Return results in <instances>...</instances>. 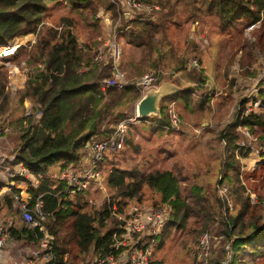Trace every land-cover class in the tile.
Wrapping results in <instances>:
<instances>
[{"label": "trees", "instance_id": "1", "mask_svg": "<svg viewBox=\"0 0 264 264\" xmlns=\"http://www.w3.org/2000/svg\"><path fill=\"white\" fill-rule=\"evenodd\" d=\"M139 1L155 4L157 9L145 12L125 7L128 16L125 18L121 15L116 27V40L121 47V67L128 66L125 67L124 77L132 79L133 83L117 87L103 83L112 76L107 46H102L106 40L104 41L101 21L104 12L116 17L115 5L110 0H0V45L16 37L35 34L34 42L25 53L27 64H31L33 68L23 86L12 97L7 88V70L0 66V128L5 123L18 126V135L15 138L17 151L7 163L10 166H23L26 176H15L13 180L24 183L30 207L39 199L42 210L47 213L41 225L46 234L51 236L48 251L52 255L53 264H74V261L109 252L115 256L117 264H128L123 251L129 246L114 247L112 233L119 235L122 231L120 226L123 220L118 215L127 217L126 212L131 204L146 209L163 206L166 210L165 220L157 235H142L137 241L146 245L151 239L155 240L151 256L162 241L165 228L173 224L181 226L185 218L194 213L193 207H197L202 215L201 218L195 216L200 219V225H203L195 240V247L200 234L205 230L209 232L204 227L211 221L210 207L201 205L204 199L202 196L195 197L192 202H188L187 197H181L172 171L163 169L141 172L135 170V167H119L113 157L109 159L116 152H120L122 156L125 153L122 146L129 143L126 131L122 146L104 154L97 164L101 179L110 190L109 197L103 198L99 207L93 210L84 209L91 200L90 195L101 190L66 192L67 183L57 179V173L61 170L85 166L88 144L92 140L106 139L111 135L114 125L122 117L118 107L134 96L135 80L148 71L155 76L153 86L158 85L157 77L161 75V78L173 84L174 90L159 99L157 115L146 116L142 120L148 126L158 129L159 134L164 131L166 134L177 132L195 135L191 130L192 126L183 129L182 123L191 121L189 115L197 117L195 111H200L202 105L208 104L209 97L205 95L194 107L191 104V95L197 93L196 91L203 94L202 87L210 85L209 78L201 67V59H195L197 68L191 64V60L184 65L180 51L167 35L168 24L175 20L174 5L167 0ZM179 1L187 5L186 17L192 23L213 19L219 29L226 31L234 24H241V29L252 26L248 30V35L253 36L252 40L244 37L247 41L239 45L241 55L238 67L240 72L242 70V76L254 77L257 74L260 69L255 61L257 51L264 50V44H260L264 34V0ZM58 2L66 4L65 15L55 20L50 19L54 24L46 23L43 18L50 15L48 4L54 6ZM255 23L258 25L255 26ZM77 26L88 29V36L91 38L78 41L74 30ZM194 32L200 34L198 30H193L189 31L190 36ZM210 32L206 36L208 40L212 36V31ZM196 37H199L197 41L189 39L193 42V49L199 52L206 47L205 53L211 54L212 41L209 45L207 39ZM97 46H102V57L94 60V55L98 52ZM21 48L19 45L15 53H19ZM90 50L93 51L92 56L89 55ZM245 54L249 56L247 61L243 59ZM213 57L214 54L209 61H213ZM261 83H264V79L260 80L259 84ZM258 96L262 106L264 88H259ZM24 100L38 105L32 106L39 112L36 119L32 118L31 113L25 114L22 105ZM244 101L243 98L239 99L241 106L234 112L232 120L216 134L224 143L225 157L220 165L222 176L227 177L229 184H237L242 202L238 214L231 215L226 200L218 197L221 211L216 214L214 221L220 243L216 252L218 259L214 262L210 260V235L206 264H218L225 259L224 264H260L264 258V197L254 195L251 198L248 192H244L238 174V158L245 156L252 144L255 147L253 140L250 147L239 145L240 138L246 139L239 128L247 130L249 135L253 134L252 128L262 123V119L252 113L243 114ZM169 107L177 115L176 128L170 121ZM16 111L18 112L14 115ZM140 125L141 122L138 126ZM197 126L200 131L196 138L211 125ZM261 153H264V149ZM106 161L110 166L104 174ZM217 184L218 191L224 184L220 181ZM144 188L153 191L158 197L151 202L143 200ZM226 189L229 191L228 187ZM8 191L10 192L0 196V222L4 223L5 217L11 214L13 222L6 228L9 237L30 244L31 248H37L43 232L37 227H28L19 220L17 211L12 206L11 194L18 193V189L11 187ZM188 191L197 194L194 186L189 187ZM177 218L179 221H176ZM15 220L17 222L14 223ZM70 244L75 253L70 251ZM27 258L36 261L30 254ZM149 264L157 262L150 258Z\"/></svg>", "mask_w": 264, "mask_h": 264}, {"label": "rangeland", "instance_id": "2", "mask_svg": "<svg viewBox=\"0 0 264 264\" xmlns=\"http://www.w3.org/2000/svg\"><path fill=\"white\" fill-rule=\"evenodd\" d=\"M151 1L154 2V0ZM167 1L172 3L176 9L175 20H171L172 23L168 24L167 35L172 44L180 51L181 57L184 59V65L190 60H195L196 58L201 59L202 64H204V61L206 60L209 66L206 69L202 66L201 67L205 73L208 69H211L214 79L213 81L209 79L210 85L206 84L202 87L204 92L203 94H200L199 91H196L197 93H192L191 104H193L194 107L195 104L199 103L205 95H208L209 102L207 105H202V108H199L200 111H195L194 114L197 113V117L194 118L192 115H189L188 118L191 121H183L182 128L184 129L188 126H192L191 130L196 133L193 129H199L197 128L198 124H201L203 127H207V125L211 126L203 130V132L201 131L199 137L196 138L199 133L195 135L189 133H187V135L178 134L177 132L166 134L163 131L159 134L158 129L148 126L142 118L141 120L138 118V121L131 120L126 124V135L129 138V143L128 145L122 146V149H125V153L122 156L120 155V152H116L109 157V159L113 157L119 167H126L130 169L135 167V170L141 172L163 169L170 170L174 173L177 179L181 197H187V201L192 202L195 197L202 196L204 199L203 202H201V205L203 207H210L211 221L205 224L204 228H207L210 235H212V253L210 260L211 262H214L218 259V254L216 252L220 244L219 237L216 236L214 229V221L217 217L216 214L221 211V207H219V199L223 198L220 192L216 189L218 181L228 187L229 191H227L226 200L231 206V209L227 207L231 215L238 214L240 204L242 202L240 200L241 191L237 188V184L235 182L229 184L227 177L223 178L222 176L223 171L220 170V165L222 158L225 157L224 143L217 138L216 134L225 127V124L232 120L234 112L241 106L239 105V99L241 98L245 99L243 103V114L252 113L255 116H259L260 119H262V123L254 126L252 128L253 134L249 135L250 140L255 142V147L252 144V148L246 153V155L238 158L239 180L243 185L242 189L244 192H248L251 198H253L254 195L264 197V153H261L264 145V104L261 106V100L258 96L259 88H264V83L259 84L260 80L264 79V50L261 49V52L257 51L258 57L256 56L255 61L256 64L260 66L257 74L254 77L242 76V70L240 72L238 67V61L241 55L239 52V45L247 41V37L250 41L252 40L253 36L248 35V30L250 29L249 26L245 29H241V24H234L233 26L227 28L228 30L226 31V29H219L213 19H211L212 21L205 19L202 22L192 23L190 18L186 17L187 5L185 3L181 4L179 0ZM48 6L50 9V15L44 16L43 18V20L48 24H54V22H51L50 19L55 20L57 17L63 16L66 13V4H64V2H58L54 6L48 4ZM254 25L257 26L258 23H255ZM74 30L78 41L91 38L88 36V29H83L81 26H77ZM193 30H198L200 34L194 32L190 36L189 31ZM102 31L105 34L104 41H108V29L103 27ZM210 31H212V36L211 38L209 37L208 40L206 36L209 35L208 33H211ZM158 34L159 33H157V35ZM196 36L207 39V43L209 41V45L210 41H212L213 46L211 48V54L205 53L204 49L206 47L202 48L199 52L193 49V42H190L189 39L192 38L194 41H197L199 37ZM16 38L17 39L13 38L9 40V42L14 40V44L19 43L22 46L21 51L19 53H15L13 56H10L11 59H0V66H3L7 70V88L10 97L14 95L16 90L23 86L25 79L33 68L31 64H27V54L25 53L29 51V45L34 42L35 34H26ZM260 44H264V34ZM120 48L121 47L119 46V49ZM234 49L236 50L233 52ZM92 53L93 51L90 50L89 55L92 56ZM132 54L134 55V53ZM213 54V61H209V58H211ZM248 58L249 56L247 54L243 56L245 61H247ZM37 65L39 64L37 63ZM125 67H121L120 53L119 70L123 73V75L125 74ZM194 67H196V65ZM207 75L209 77L211 76L209 73ZM160 76L161 75L157 77L156 84L158 85H155L147 90H143L141 86L133 84L135 88L133 92L134 96L126 100L118 107L119 112L122 114V117L119 120H128L134 116L136 103L144 95V93H146V91L162 87L165 89V93H167L169 90L173 89V84L165 81ZM124 78L127 83H133L132 79H127L126 76ZM215 78H217V80ZM232 79L234 80L232 81ZM230 80L231 82H229ZM182 82L185 83L184 80H182ZM224 95H226L225 98ZM22 105L24 107L25 114L31 113V116L34 119L38 117L39 112L32 108V106L37 107L38 105H33L27 100H24ZM17 112L18 111L14 112V115ZM148 116L152 117L153 115L150 114ZM140 122L141 125L139 127L138 125ZM183 129L182 131H184ZM17 133L18 126H13L8 123H5V125L0 128V156H2V164H6L9 157L14 156L17 151V140L15 139L18 135ZM237 140L238 139H236V141ZM239 141L243 144V142H246V139L240 138L238 142ZM250 143H252V141ZM248 145V143L245 144L246 147ZM2 164H0V166ZM109 166L110 163L106 161L103 167L104 174ZM61 171L57 173V179H61ZM8 178L9 177H6V173L4 171L0 173V188L4 186ZM21 184L24 185V183ZM102 185L103 188L96 187L97 184H95L89 186L88 189H84L86 191H95V189L101 190L97 191L99 194L95 193L90 195L91 200L89 203L87 202L84 208L85 210L96 209L101 204L103 198L107 199L109 197L108 192L110 190L107 186H105V182L103 180ZM191 186L197 188V194L193 192L189 193L188 188ZM142 196L143 200L149 202L158 197L157 194L146 188L143 189ZM192 211L194 213H190L189 216L185 218L181 226L173 224L165 228L161 239L162 241L151 256L152 261H156L157 264H199L198 260L194 256V248L195 240L198 233L201 231L200 228L203 227V225H200L199 219L202 215L197 210V207H193ZM10 215L5 217V222L2 224L4 228H7L9 223L13 222V218H11ZM195 215H198L199 218ZM176 221H179V219L177 218ZM69 248L72 253H75L71 244L69 245ZM19 249L17 250L20 251ZM25 252L26 251L21 250L19 253L15 252V255L12 254V261L8 264H24V258L20 255V253L25 255ZM87 259L89 260V257L85 260L80 259L78 261H74V264H86L88 262ZM33 262L34 261H32V263ZM260 262V264H264V258ZM33 264L37 263L34 262Z\"/></svg>", "mask_w": 264, "mask_h": 264}, {"label": "built area", "instance_id": "3", "mask_svg": "<svg viewBox=\"0 0 264 264\" xmlns=\"http://www.w3.org/2000/svg\"><path fill=\"white\" fill-rule=\"evenodd\" d=\"M115 5L116 17L109 20V40L106 41L102 46H107L109 53V59L111 62V72L112 76L103 81L106 86H123L125 85L126 80L124 75L119 70V56L120 49L119 44L116 40V27L119 23L121 15L125 14L128 16V11L123 12L119 10L118 0H110ZM125 7L128 9L143 10L145 12H150L152 9H157V5L143 3L139 0H124ZM151 18V17H149ZM251 28V27H249ZM14 40L8 41L6 44L0 45V59L5 57L13 56L16 52V48L20 45L19 43L14 44ZM102 46L98 47V52L94 55V60H98L102 57ZM193 66H195V60L190 61ZM155 80L154 74L150 71L143 74L134 84L141 86L143 90L150 89L153 87V82ZM170 113V121L172 126L176 128L175 123L178 121L177 115L172 110L171 107L168 108ZM138 116L136 114V106L134 109V116L128 120H119L113 127L111 135L106 139L92 140L88 144V154L85 158V166L79 169L63 170L60 172L61 178L67 183L66 192L73 191H82L88 189L89 186L97 184L96 187L103 188L102 179L100 176V171L97 168L98 162L102 159L103 155L109 151H114L120 148L123 144V139L126 131V124L128 121L137 120ZM138 121V120H137ZM246 137V142L243 144L240 143L241 147H246L245 144L250 145V137L245 129H240ZM247 147H250V146ZM264 149V145L262 147ZM13 159V156L9 157V160ZM2 156H0V164H2ZM25 169L19 167L18 172L16 173L19 176L25 175ZM218 191L227 199V189L224 185H221L218 188ZM227 206L231 209L229 202L226 200ZM12 203L13 208L16 209L19 220L27 225L28 227L35 228L43 232V227L41 222L44 221L47 213L44 212L41 208L42 204L39 199H36V202L33 206H29L28 200L23 197L20 193H12ZM127 217L123 218L121 215H118V218L123 220L120 228L122 231L119 235H116L115 232L112 233V238L114 239V247L117 246H129L128 249L123 251V254H126V261L128 264H149V259L151 258V253L153 249V244L155 243L154 239L150 240V243L146 245L142 243H137L141 236H150L157 235L159 227L165 220L166 210L163 206L156 207L154 209L140 208L136 204H131L127 209ZM3 223L0 222V251L5 248L7 245H11L16 242L9 237L8 230L3 227ZM51 236L43 233V236L37 246V248L24 249L25 259L24 264H32V261L27 258V255L30 254L34 256V259H37L39 264H53L52 255L48 251L49 241ZM209 239L210 234L207 230L203 231L197 241L195 247V257L202 263H207V257L209 254ZM34 261V260H33ZM226 261H220L218 264H224ZM89 264H117V260L112 253L106 254H96Z\"/></svg>", "mask_w": 264, "mask_h": 264}, {"label": "crops", "instance_id": "4", "mask_svg": "<svg viewBox=\"0 0 264 264\" xmlns=\"http://www.w3.org/2000/svg\"><path fill=\"white\" fill-rule=\"evenodd\" d=\"M118 2H119V4H118L119 5L118 6L119 10H122L123 12H125L126 8H125L124 0H118ZM124 17L126 18L127 16L124 14ZM112 18L113 17L109 13L104 12L102 14L101 21H102L103 27L107 28L108 31H109V26H110L109 20L112 19ZM27 35H32V34H27ZM15 39H17V38H15ZM104 43H106V42H104ZM208 66H209L208 62L205 60L204 64H202V67H204L206 69ZM211 71H212L211 69H208V71H206V75L208 73L211 74L210 77L208 75L207 76H208V78L211 81H213V75H212ZM173 90H174V88L172 90H169V92H172ZM169 92H167V93H169ZM193 130L196 132L195 134L199 133V131H200V129H193ZM19 167H23V166L21 164H18V165L15 164L13 166H10L9 163H7V162H6V164H2L0 166V173H2V171H4L6 173V177H9L6 180L4 186H2L0 188V196L2 194H4L5 192H10L8 190L11 187H13V188H17L18 189V193H20L23 197H25L27 200L29 199V195H28V193L26 191V187L23 184H21V182L13 180V177L19 176V175L16 174L18 172ZM23 176H26V174L23 175ZM12 206H13V203H12ZM15 222H17V221L15 220L14 223ZM43 233H46V232L43 230ZM15 241L16 242L12 243L11 245H7L5 248L1 249V251H0V264H8L10 261H12V259H11V258H13L12 254L15 255V252L19 253L21 250L31 248V245L30 244H26V242H24V241H18V240H15ZM17 249H19L20 251H18ZM20 255H22V257H23V254L20 253ZM91 259H92V257L89 258L88 264L90 263ZM36 261L38 262L37 259H36ZM36 261H34V262H36Z\"/></svg>", "mask_w": 264, "mask_h": 264}, {"label": "water", "instance_id": "5", "mask_svg": "<svg viewBox=\"0 0 264 264\" xmlns=\"http://www.w3.org/2000/svg\"><path fill=\"white\" fill-rule=\"evenodd\" d=\"M165 94V89L162 87L146 91L136 103V114L138 118L143 119L150 114L156 115L158 113V100Z\"/></svg>", "mask_w": 264, "mask_h": 264}]
</instances>
